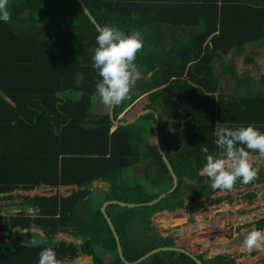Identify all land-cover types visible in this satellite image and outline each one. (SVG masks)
Masks as SVG:
<instances>
[{
    "label": "trees",
    "instance_id": "obj_1",
    "mask_svg": "<svg viewBox=\"0 0 264 264\" xmlns=\"http://www.w3.org/2000/svg\"><path fill=\"white\" fill-rule=\"evenodd\" d=\"M81 1L100 26L111 23L126 34L137 30L143 35L145 50L138 52L135 60L139 74L147 73L152 57L157 64L148 78L144 76V90L155 89L135 100L131 106L140 103V108L119 120L125 121L146 107L158 113L160 144L177 176V185L152 205L106 206L123 254L133 261L174 241L171 235L160 233L150 239L139 235L131 238L130 225L151 221V215L165 209L193 210L197 205L184 199L215 191L200 170L208 154L221 151L215 144L217 123L229 127L251 123L264 132V92L243 91L242 85L249 86L251 75L239 76L228 68V61L215 67L224 54L240 51L249 42L264 44V0ZM8 10L10 20H0V199L14 198L13 204L20 199L22 208L0 217V228H26L33 222L49 237L65 231L82 240L4 248L0 264H38L39 253L47 247H52L60 260L87 254L92 256V264H126L118 255L100 206L107 199L147 201L172 185V176L154 142V115L146 112L111 130L114 124L108 110L92 109L96 83L102 79L91 59L98 46V32L80 2L8 0ZM55 11L59 19L40 23L42 16ZM226 68L236 80L229 92L218 90L219 76ZM135 95L131 91L127 102L114 106V118ZM158 97L161 104L156 105ZM204 145L209 153L201 152ZM142 155L150 158L141 164L145 179L132 181L124 171L136 168ZM100 181L107 186L89 187ZM261 181L264 167L253 182ZM72 184L76 188L66 195L12 193L14 189ZM160 184L166 189L150 190ZM239 185L246 184L238 180L235 186ZM29 208L37 209L36 213ZM258 226L264 227V222ZM5 238L8 236L0 235V239ZM199 257L209 264L208 259ZM87 260L80 259L78 264ZM147 261L197 264L178 250H159L134 264ZM212 262L236 264L222 254L214 256Z\"/></svg>",
    "mask_w": 264,
    "mask_h": 264
},
{
    "label": "clouds",
    "instance_id": "obj_2",
    "mask_svg": "<svg viewBox=\"0 0 264 264\" xmlns=\"http://www.w3.org/2000/svg\"><path fill=\"white\" fill-rule=\"evenodd\" d=\"M10 18L8 0H0V20L7 23ZM97 32L96 42L98 46L93 49L94 55H92L91 59L93 68L98 70L102 79L96 83V90L100 102L105 106L114 108V106L120 105L129 98L133 86L139 79L135 60L137 53L143 49V35L137 30L126 34L115 24L111 23L99 27ZM252 75L256 77V73ZM116 118L119 119L120 116ZM113 124L111 130L116 125L115 123ZM214 136L216 137L215 144L221 151L215 155L208 154L206 163L200 170V175L208 177L210 187L214 190L226 191L232 190L238 180L242 184H249L256 180L261 168L264 167V132L251 123L247 126L241 125L238 127H229L226 124L217 123ZM201 152L209 153L207 145L201 147ZM256 152L258 154H252ZM253 156L258 157L254 159ZM255 183L257 182H253V186ZM38 190L35 189V192H38ZM0 194L2 195L3 193ZM38 194H41V192H38ZM197 198H187L185 202H192L197 200ZM30 211L34 215L37 210L30 209ZM18 227L15 226L13 228ZM21 229L27 236H30L28 235L29 232H38L40 235L37 237L44 238L43 230L36 227L35 224H30L29 227ZM27 236L23 240L29 238ZM23 240L21 242L17 240L19 245L24 244ZM70 240H74V238ZM242 247L248 252L256 250L264 253V229L253 228L248 231L243 237ZM83 255L86 256L87 254ZM83 255H78L73 259L65 258L60 260L57 258L56 251L52 247H47L39 253L38 264H64L67 260L72 261L69 262L71 264H76L75 260L79 261ZM90 264H92V260Z\"/></svg>",
    "mask_w": 264,
    "mask_h": 264
},
{
    "label": "rangeland",
    "instance_id": "obj_3",
    "mask_svg": "<svg viewBox=\"0 0 264 264\" xmlns=\"http://www.w3.org/2000/svg\"><path fill=\"white\" fill-rule=\"evenodd\" d=\"M59 16H60V14L55 11V12L51 13L50 15L42 16L40 18V23L41 24H46L48 22L53 23L54 21H56L57 19L60 18ZM256 49H257V51H256ZM260 49H262V48L254 47V46L250 45L249 43H247L243 47V49L240 50V51H237V52L232 53V54H230V53L224 54L222 56V58L219 59L215 63V67L216 66L219 67V65H223L224 62L226 63L228 61L229 62V67L228 68L234 70L235 73L238 74L239 76H245V75H249V74L251 75L249 77V83H248L249 86L242 85L243 91H247V90L251 89V90H260V91L264 92V52H263V50L261 51ZM143 50H145L144 47H143ZM228 54H229V57H228ZM250 57H252L254 59V62L249 63L247 61V58H250ZM222 61H224L223 64H222ZM156 66H157L156 60H155V58L152 57L151 60L148 63L149 70L147 71V73H140L139 74V79L137 80L136 84L133 86V88L131 90L132 92H134L136 94L134 100L131 101L130 103H128L119 112V114L117 116H120V117L125 116L126 117L130 113L132 114V112H134V111H136V109L140 108L141 104L138 103L137 105H134V106H131V104L135 100L140 99L143 95L148 93L150 90L155 89V88H151L150 90H144L145 89L144 82L147 80L148 76L156 68ZM228 68H226L224 70V72H222L220 74V76H219L220 88L218 90H220V91H225V92L232 91L233 88L236 85V80L229 74ZM253 73H256V77H258V78L254 77L252 75ZM144 76L147 77V78H144ZM140 91H142V92H140ZM96 97H97V95L94 96L93 101H94V99ZM129 99L130 98L124 100L123 103L127 102ZM123 103H121V104L123 105ZM155 104L156 105L161 104V97H158L155 100ZM97 107H98L97 103H96V101H94V103L92 105V108L95 109ZM108 108H109L108 106H105V110L106 111L108 110ZM165 118L166 117H164V119ZM257 157L258 156H253L254 159H256ZM149 160H150V158H145L142 155L141 159H140V163L136 165V168H134V167L133 168H127V169H125L126 171H124V172L130 177V179L132 181H140V180L142 181L145 178H144V175H142L143 167H142L141 164L147 163ZM262 182H263V186H262L261 190L258 191V192H259L260 195L264 196V181H262ZM97 187H99V186H97ZM253 187L254 186L252 185V188ZM92 188H96V187L93 186ZM164 188L166 189L165 184H160V185H158L156 187L151 188L150 190L151 191L152 190H154V191H162V189H164ZM254 188L256 190L258 189V187H254ZM12 193L13 194H30V195H33L34 193L37 194L38 192H35V189H32V190L14 189V190H12ZM54 193H57V194H60V195H64V194L66 195L67 194V192H65L63 190L62 186H59L54 191ZM41 194L50 195V194H53V192H49L47 190V191L41 192ZM217 194H220V193L218 192ZM238 195L242 197V195H240V194H238ZM0 196H2V195L0 194ZM259 197L260 196H258V198ZM254 198H256L255 200H257L256 196H254ZM202 199L204 200V198H200V200H202ZM7 200H10V201L7 202ZM14 200H15L14 198H11V199H6V198L0 199V203L3 204V203L6 202V205H7V212L6 213H7V215L9 213H12L13 211H15V204L14 205L12 204ZM184 200H186V199H184ZM260 202L261 201H258L257 203L260 204ZM229 203H232V202L229 201ZM234 203H237V202L235 201ZM261 203H264V201L261 202ZM263 206H261V209L263 208ZM177 209H181V207H177L173 211H176ZM165 210H167V209H165ZM161 211H163V210H161ZM161 211L155 212V215H151L150 218L153 216L155 219H160L159 214L161 213ZM206 211H210L209 206H207V205L204 206L203 211H201V214L199 216H197V219H200L201 215L205 216L204 213ZM253 213L255 214L256 211H253ZM183 214L185 215L184 217L186 219V213L183 212ZM210 214H212V212H210ZM232 215L233 216L236 215V218L239 217V215H237V213L235 211H233L231 213V216ZM214 217H216V216H214ZM248 217H249V215H248ZM190 225H191V223H185V225L184 224L180 225L178 229L181 230L184 227H190ZM164 226H166V225L165 224H159L158 222H156V220L153 219V221L149 220L148 222H138L137 224H132V225H130V227H128V229L130 230L131 238H137V235H139L141 238H145V239L149 236V239H150V237L152 235L158 234L159 228H162ZM175 226L176 225L173 223V224H171L168 227L174 228ZM245 228H249V229H247L248 231H250L252 229V228H250V225H248V227H245ZM13 229H14V231H13ZM13 229L10 231V234H9L10 238H14V239L19 240L21 242L22 241V237H26L27 236V234H25L24 232H20L19 233V228H13ZM146 231L148 232V234H146ZM248 231H246L245 233H247ZM188 232H190V231H188ZM162 233L164 234L165 232H162ZM63 234L65 236L64 232H58L57 233V237L60 238ZM186 234L187 233L183 231V232H181L180 235H186ZM28 235L39 236L40 234L38 232H29ZM198 235H199L198 232H196L192 236L188 235L189 236L188 238L197 240ZM66 236L68 238L67 240H70L71 238H73L72 235L69 232L66 233ZM243 237H244V235L242 237L236 235V236H233V238H232L233 240L231 241V243L234 244V246L236 247V251H234V252L232 251L234 258L236 260L238 259L239 264H260L259 258H258L259 253H256L258 251L253 250L252 253L255 252V251L256 252L254 254H252L251 256H249V257L245 254V252H238L239 248L242 247L240 242H241ZM180 240L181 239H178V242H180ZM195 243H196V241H195ZM199 245H200V248H202V247H204L205 244L202 245L200 243ZM210 249H211V251L209 253L210 255H215L217 252H219V251L221 252L222 251V248H219L218 245H216V244L211 245ZM88 256L89 255L81 256V258H80L81 260L84 259V258L88 259L83 264H90L91 263V260L89 259L90 257H88ZM262 258H264V257H262ZM75 261L77 263H79L77 260H75ZM69 262H72V261L67 260V262H64V264H71ZM208 263L209 264H214V262H212V260L211 261L209 260ZM146 264H149V261H147Z\"/></svg>",
    "mask_w": 264,
    "mask_h": 264
},
{
    "label": "flooded vegetation",
    "instance_id": "obj_4",
    "mask_svg": "<svg viewBox=\"0 0 264 264\" xmlns=\"http://www.w3.org/2000/svg\"><path fill=\"white\" fill-rule=\"evenodd\" d=\"M260 183V182H257ZM253 185V183H252ZM251 184H246V185H239V186H234L232 190H226V191H221L219 189L215 190L213 193L204 196V197H199L197 200L192 201V202H187L190 205H197L193 210H190L187 207H181V209L186 212V219L184 217L183 221H178L176 220L177 224L174 228L177 229L176 233H173L171 231H165L163 234L161 229L159 228L158 233L161 235H171L173 237L174 244L176 246H181L183 248H186L193 252L201 261L202 259L199 257L200 255L204 259H208L211 261L214 256L217 254H222L226 257H232L236 264H239L238 259L236 260L233 256L232 251H236V247L234 244L231 243L233 240V236H240L242 237L245 235L247 229L245 228L250 225V228H256V229H264V227H259L258 223H263L264 222V212H259L261 209V206L264 203H257L258 199L255 200L254 196H258L259 192L262 188L259 187L257 190L253 187L252 188ZM220 194H217V193ZM252 192L253 195L249 196V193ZM54 194V193H53ZM218 196H217V195ZM238 194L242 195L239 196ZM220 195V196H219ZM3 196V194H2ZM210 196V197H209ZM206 197H208L206 199ZM200 198H204V200H200ZM9 200H7L8 202ZM205 201V202H204ZM232 202V203H229ZM236 201L237 203H234ZM17 204H15V210H20L22 207L20 206V199H18ZM13 204V203H12ZM14 205V204H13ZM19 205V206H18ZM207 205L209 206L210 211H206L204 214L205 216L201 215L200 219H197V216L201 214V211H203L204 206ZM17 206V207H16ZM13 207V206H12ZM31 208H29L30 210ZM37 210V209H36ZM235 211L239 217L236 218L235 216H231V213ZM253 211H256L254 214ZM7 205L5 203H0V217H5L7 216ZM212 212V214H210ZM9 215V214H8ZM249 215V217H248ZM216 216V217H214ZM6 218V217H5ZM2 218H0L1 220ZM174 221V220H173ZM185 223H191L190 227H184L181 230H179V226ZM19 228V227H18ZM171 228V227H170ZM191 228V229H190ZM173 229V228H171ZM162 231V232H161ZM186 232V235H180L181 232ZM190 231V232H188ZM23 232L21 227L19 228V233ZM58 232H64V234L58 238L57 233ZM56 232L53 237H49L44 233V238L47 236V239H56V241H53L51 243L58 242L60 240H66L67 241V236L65 231H58ZM198 232V237L197 240L195 239H190L188 238V235H194V233ZM10 234V231L5 229L4 227L0 228V235H7ZM10 236V235H9ZM5 238L6 240L9 239L10 237ZM29 238L31 237H37V236H27ZM73 237V236H72ZM24 237H22L23 240ZM5 239H0L5 240ZM178 239H181L180 242H178ZM77 242H80L82 238H75ZM196 241V243H195ZM50 243V244H51ZM204 245V247L200 248L199 244ZM241 246L243 243V238L241 240ZM218 245L219 248H222V251L217 252L215 255H210V247L211 245ZM3 248L0 247V252ZM229 250V251H228ZM238 252H245V254L249 257L255 252H248L243 249V247L239 248ZM259 253L258 258L259 261L262 260L261 264H264V253L262 252H256ZM92 260V256H88ZM203 262V261H202ZM207 262V263H208Z\"/></svg>",
    "mask_w": 264,
    "mask_h": 264
},
{
    "label": "water",
    "instance_id": "obj_5",
    "mask_svg": "<svg viewBox=\"0 0 264 264\" xmlns=\"http://www.w3.org/2000/svg\"><path fill=\"white\" fill-rule=\"evenodd\" d=\"M78 2H80L81 6L83 7L85 13L89 16V18L91 19V21L94 23V25L96 26V28L98 29L99 27H101L97 21L95 20V18L93 17V15L90 13V11L88 10V8L85 6V4L81 1V0H77ZM146 112H150L154 115V120L152 122V132H153V137H154V142L158 148V151L160 152L171 176H172V185L165 191L159 193L155 198L147 200V201H142V202H126V201H122V200H117V199H107L104 200L100 206V210L103 213L113 235L116 241V247H117V251H118V255L121 258V260L123 262H125L126 264H134L136 262H139L143 259H145L146 257H148L149 255L159 251V250H178V251H182L184 253H186L187 255H189L192 259H194L197 264H204L193 252H191L190 250L183 248L181 246H176V245H164V246H158L155 248L150 249L149 251H147L146 253H144L143 255H141L140 257H138L137 259L133 260V261H129L125 258L123 251H122V247H121V243H120V238L118 233L115 230V227L109 217V215L106 212V206L108 204H119V205H123V206H136V205H152L155 202H157L158 200H160L163 196H165L167 193L172 192L176 185H177V176L172 168L171 163L169 162L168 158L166 157L163 148L160 144V139H159V131H158V120H159V116L157 114V112L151 108V107H146L143 109H140L133 117L122 121L119 120L117 118L113 117V107H109V116L111 118V121L115 124H124V123H130L132 121H134L136 118H138L140 115L146 113ZM261 185V183H255L254 187H259ZM93 186H99V187H106L107 183L104 181H100V182H95L92 183L89 187L92 188ZM63 190L65 192L70 193L72 189L76 188V186L74 184L72 185H64L62 186ZM57 188L54 186H49V187H45L42 189H39L38 192H44V191H49V192H53L56 190ZM32 225H34L33 222H31ZM162 231H171L173 233H176L177 229L173 228L171 229L168 226H164L161 229ZM56 241V239H47V238H43V237H34V238H25L23 240V243L25 245H40L42 243H46V244H50L51 242ZM17 245H19V242L15 239H7V240H1L0 241V247L1 248H14Z\"/></svg>",
    "mask_w": 264,
    "mask_h": 264
},
{
    "label": "crops",
    "instance_id": "obj_6",
    "mask_svg": "<svg viewBox=\"0 0 264 264\" xmlns=\"http://www.w3.org/2000/svg\"><path fill=\"white\" fill-rule=\"evenodd\" d=\"M45 23V22H44ZM182 34H181V32H179L178 33V36H181ZM249 44L250 45H252V46H254V47H259V48H262V49H260L261 51L263 50V52H264V44H261V45H255V44H253V43H251V42H249ZM258 49V48H257ZM257 49H256V51H257ZM257 55V54H256ZM228 57H229V54H228ZM226 59V58H225ZM252 62H254V59L251 61V62H249V63H252ZM97 95V97L94 99V101H96V103H97V108H95V109H93L94 110V112H104V111H106L105 110V105H103L101 102H100V99H99V97H98V94H97V92L96 93H94L93 94V96H92V105H93V103H94V101H93V98H94V96H96ZM5 98L7 99V100H9V98L8 97H6L5 96ZM261 186H263V182L261 183V185L259 186V187H261ZM258 187V188H259ZM258 196H260L259 198H258ZM258 196H257V199H258V201H261V202H263L264 201V196L263 195H260V194H258ZM260 202V203H261ZM262 204V203H261ZM264 205V204H263ZM262 205V206H263ZM263 208H264V206H263ZM259 210V209H258ZM158 212V211H157ZM183 212L184 211H182L181 209H177L176 211H173V210H163V211H161V213L159 214V217H160V219H155L153 216L151 217V220L153 221V219L154 220H156V222H158L159 224H165V225H167L166 223H171V224H173V223H177L176 222V220H180L181 218H183V220H184V214H183ZM186 213V212H185ZM153 215H155V213L153 214ZM170 219H174L175 220V222H173L172 220H170ZM155 223V222H154ZM263 228V227H262ZM260 262V264L262 263V260H260L259 261Z\"/></svg>",
    "mask_w": 264,
    "mask_h": 264
},
{
    "label": "bare ground",
    "instance_id": "obj_7",
    "mask_svg": "<svg viewBox=\"0 0 264 264\" xmlns=\"http://www.w3.org/2000/svg\"><path fill=\"white\" fill-rule=\"evenodd\" d=\"M259 212H264V208H262V209H260V211ZM170 220H172V219H170ZM174 220V219H173ZM172 220V221H173ZM178 221H183V218H181L180 220H178ZM173 222H175V220L173 221ZM167 225L166 226H170L171 225V223H166ZM174 224H176V223H174ZM13 231H14V229H13ZM79 262V261H78ZM78 264V263H77Z\"/></svg>",
    "mask_w": 264,
    "mask_h": 264
}]
</instances>
